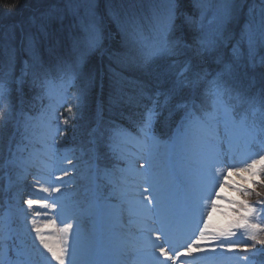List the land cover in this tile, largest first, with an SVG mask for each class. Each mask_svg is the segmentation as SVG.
I'll list each match as a JSON object with an SVG mask.
<instances>
[{"label":"snow or ice","instance_id":"obj_1","mask_svg":"<svg viewBox=\"0 0 264 264\" xmlns=\"http://www.w3.org/2000/svg\"><path fill=\"white\" fill-rule=\"evenodd\" d=\"M216 5L213 9V17L210 25H205L206 12L205 0H165L163 9L154 10L152 18L153 38L145 36L143 26L135 21L126 22L131 25L129 31L127 27L124 29L125 45L129 49L131 58L139 59V62L147 66L156 81V92L149 99V107L146 109L148 113L147 119L141 121L138 135L150 137L153 132L154 125L160 121H167L171 118L172 110L184 109L185 114L180 121L176 130L175 140L171 144L170 153L166 158H159V165L167 170L173 167L174 161L182 160L192 148V129L200 122L207 123L206 115H197V112L208 114L209 106L207 101L213 100L215 103L222 96H229L238 99L240 102L249 104L253 107L259 106L264 110V84L261 85L258 93L250 92V89L255 87V79H250L245 82V77L248 76V65L240 60L239 52L233 48V55L227 56L223 51L225 44V26L235 20L238 14V0H211ZM83 13V16H81ZM81 18V27L85 33L83 38L76 37L73 39L71 52L67 56L56 55V63L53 66H46L41 55V49L44 42L50 39V27L56 21H62L66 15ZM199 17V18H197ZM84 18L90 19V23H83ZM95 8L93 0H49L48 7L39 11V14L30 18L32 31L24 34L21 42L24 50L28 53V60L24 68L21 69L19 79L12 74V69L15 65L16 49L9 46L7 52V62L0 59V91H3L6 96H10L8 91L10 88L15 90V86L19 84L22 88L27 78L30 77L33 87H38L43 92L48 89L53 82L52 78L65 83L74 84L77 81L83 80L75 97L77 115L71 119H78V113L87 106L88 92L91 85V77H84L82 69L86 65L89 56L100 49V30L95 22ZM250 50L255 43V36L259 35L264 38V12L261 13L259 20L254 16L248 21V29L246 30ZM50 54H55L53 48H49ZM201 84L207 85L205 90L204 100L197 107L195 103V92ZM190 90V95L184 97L181 94L184 89ZM179 97V99H177ZM163 98L164 103H161ZM172 101H175L173 108L168 109V115L165 116V108ZM154 105V106H153ZM192 107L194 112H188L187 108ZM68 112L73 111V106L70 104L67 108ZM13 116V107L10 104L7 111L4 112V125L7 127ZM70 118H65L64 123L68 124ZM17 132L22 136L28 135V122L21 113L16 121ZM264 131V125H262ZM215 135V132H213ZM97 141H93L88 149L89 153V175L92 176L93 170L96 173L103 171L100 168V163L109 154H115V148L109 146V151L104 152L97 148ZM220 148H223V141H218ZM214 161L212 165L215 170V164L227 163V155L217 152L208 163ZM72 164V161H69ZM143 168V165L140 166ZM152 167V164L149 165ZM77 170V165L72 164L71 169H61L62 175L55 177L60 185L66 183L65 177L74 180L75 177L70 175V172ZM233 170L230 169L229 175ZM236 175L240 176L243 173H249L251 177H257L264 172V155L259 159H254L246 167L234 170ZM227 180L228 177H225ZM241 179H244L241 176ZM253 183L255 181L253 180ZM221 184L219 187L223 188ZM233 188L238 194L244 195L247 188L240 186L227 185ZM61 187L53 186L44 188L46 193H61ZM143 199L151 203L159 201V194H154L155 188H145ZM143 195V194H142ZM221 199L219 192L216 193V200ZM227 207L224 208L222 215L232 217L231 222L227 227L218 230L217 235L211 237L205 236L204 232L208 229V224H204L201 234L187 247L183 252H175L170 255L162 245L159 246V253L164 260L161 264H168V261L174 257L182 255L192 256L194 253L205 252L206 249L201 246L202 242L213 244L207 251L215 253L217 247L226 248L227 251L245 253L244 260L250 261L251 256H248L249 246H238L231 240L220 239L226 235H236L232 231L233 228H243L246 225V216L254 209L247 202L237 200L232 197H224ZM29 209L34 205L42 204L45 209L57 208L55 200L51 205L46 201H37L28 199L25 201ZM221 205L213 202V210H218ZM36 215H40L39 212ZM56 222L47 221L45 228H51ZM73 224L68 223L63 228V232L67 236L72 233ZM251 227H256L252 225ZM34 232L40 244L58 262L65 264V256L69 251L68 248H54L47 242L44 235H40L42 229L34 227ZM75 235V234H73ZM157 239H160L157 236ZM256 240L255 236L251 237ZM264 244V240L259 241ZM257 251L264 253V249ZM253 256L255 253L252 254ZM67 264H74L73 259H69Z\"/></svg>","mask_w":264,"mask_h":264},{"label":"rangeland","instance_id":"obj_2","mask_svg":"<svg viewBox=\"0 0 264 264\" xmlns=\"http://www.w3.org/2000/svg\"><path fill=\"white\" fill-rule=\"evenodd\" d=\"M96 1L97 0H93V4H95ZM155 1L156 0H154V2ZM229 39L231 40V37H229ZM236 39L239 41V43L243 41L249 44L246 31L239 34ZM151 81H154L156 83L153 75H152ZM143 89H144V86L141 85L139 88H135V91L138 95H144L146 94V92H144ZM51 105L55 106L54 98L51 99ZM55 112H56V108H51V111L47 114V116L49 118H52ZM209 115L211 116V114ZM216 123H218V121H216L215 118L208 120L207 121V125H208L207 131H205V133H203L201 122L197 124L195 127H193L192 129V137H193L192 148L189 154H187L183 158L184 161L189 162L190 168H191V170L185 169V172H182V176L186 178L188 181L187 189L189 192L187 195L186 204L193 208V213L188 214V218L193 223V227L190 229V232H189L190 235H192L197 229L199 230V232H201V230H203V227H204L203 226L204 219L202 217L204 212L203 210L200 209L202 212V215H201V212H199L198 209L194 207V204L197 205V202L198 204L202 203L201 201L202 197L200 195V192L198 191V187L201 186L203 183H205L203 179V174H206V173L211 174V175L214 174L213 168H212L213 166L211 165L212 162L208 163L207 161H210L211 158L214 157L217 152H221L220 145L216 142H212L213 139L205 135V134H209L210 132H212L214 130L213 127L216 130H218V126ZM226 125L228 126V128H234L233 131L237 132L238 134H241V128L236 126L232 122H230L228 119H226ZM42 128H44V130ZM40 129L43 131L41 133L43 141H45L48 138V136L51 135L50 133L53 130V128H49L46 125H43L42 127H40ZM202 134H204L206 138H203ZM32 135H33L32 138L35 139V135L34 134ZM33 139L31 143H35ZM117 139L119 140L118 144L121 145L120 150L122 151L124 158L126 157L130 161V163H132L133 165H137L139 167L137 172H139L142 176V178L141 176L137 178L136 177L137 172L136 171L132 172L131 174L132 182L126 184L128 188V192H125L126 195H124V197L122 198L123 202L121 203V206H124L125 208L128 207L127 208L128 211L129 210L130 211L131 210L140 211L141 209H144L145 211H147V210H150L151 208L153 211L156 212L157 216H159L160 218H163L166 231L168 232L180 231L182 226H178L177 220H176L178 209L173 210V204L168 201V199L171 197V184H172L171 178L167 170L162 168L158 163L159 158H165V155H167L168 144H166L165 148L162 149L160 153L159 154L157 153L156 155V152L158 151V149H157V145L154 142L150 144L144 140V142H137L135 145H132L133 140L131 139L129 135H127L124 132H117ZM124 144L127 146H130L131 144L132 147L130 149H127L125 152L124 151L125 149H123ZM141 150L143 151L141 152ZM131 151H135L137 155L131 153ZM35 153L37 154V151ZM140 153H142V155ZM141 156L145 157L144 158L145 161H141L139 159V157ZM151 159H152L151 161L152 164L156 166L157 168L159 167L158 173H155L156 169L152 170V173L148 172V167L145 166V163L147 162L149 163ZM140 161L142 162L143 168L140 167L141 166L139 163ZM63 163L64 161L62 159L53 158L50 156H46L45 158L44 157L39 158L37 156L31 161L30 160L26 161V164H25V168H26L25 187L26 188L23 189L22 191L23 196L26 198L25 201L28 199H33V200L38 201V196L36 194L37 191L43 190L44 188H50L51 186H53L54 182H55V186H60L59 182L55 181V177L53 173L51 172L52 170L56 171V170L64 169ZM193 167L197 168V171H194L192 169ZM34 169L38 170L39 175H36L33 172H31ZM258 176L259 177H256L255 179L256 182H260V175ZM111 179L115 182H118L115 176H112ZM223 179H224L223 176L216 177V180H223ZM65 181L66 183H70L72 180L67 179ZM152 187L155 188L154 194H159L160 199L159 201H152L151 203H149L148 201L143 199L144 195H148V193L144 192V189L152 188ZM130 189L139 190V192H137L136 195H133L132 197ZM54 194L55 193H50V199L53 200ZM58 195L62 196L63 190H61V193H58ZM75 203L76 201L73 202L72 204H75ZM111 204H112L111 205V210H112L113 205L115 204L114 203H111ZM222 204H226L225 201H223ZM38 205H35V206H38ZM79 205L81 204H77L74 207L73 206L71 207V210L69 212L70 215H73L72 211L76 210L79 207ZM35 209L37 208H35L34 206L32 209H29L28 206L26 207V212L31 215L27 217V220L24 219L26 223V227L30 231H33V232H34L33 230L34 227H37V226L41 227L42 231L40 235H44L47 238V242L50 243L54 248H57V250H59V248H62V247L60 245V240L58 236L59 230L56 227V223L51 228L44 227L47 221H54L57 215L55 214L54 211H51L48 215L47 213L43 214L44 212H46L45 208H43L41 212L35 211ZM54 210L57 212L59 216L63 215V217H65L67 215L66 212H63L61 210L60 211L59 210L57 211L56 209ZM174 211H175V214L173 215ZM37 212H39L40 215H36ZM124 212H125V215L124 217L121 218L122 221L120 222V225L116 227L118 229L119 241L120 240L126 241L128 236H131V238L133 239V235H130L129 232L133 234L136 233V229L131 230V229L125 228L126 222L124 220L128 212L126 210ZM80 215H82V213ZM180 220L184 221L185 215L181 216ZM226 221L230 222V219L226 218ZM204 235L208 236L207 230L204 232ZM198 236L199 235H197V237ZM65 237L67 241V246L69 247V245H71V247L69 248L70 257L67 259V255L65 256V263L67 262V260L73 259L74 264H82L83 262L80 260V258H78L77 251L83 252L82 256L84 257L88 249L92 246V231L90 232L89 227L87 228L84 227L83 229L73 228L72 233L68 234L67 236L65 235ZM34 238H37L36 233L34 235ZM196 238H193V241ZM46 253L47 255H49L47 259L49 264H58V262L52 258L51 254L47 250H46Z\"/></svg>","mask_w":264,"mask_h":264},{"label":"trees","instance_id":"obj_3","mask_svg":"<svg viewBox=\"0 0 264 264\" xmlns=\"http://www.w3.org/2000/svg\"><path fill=\"white\" fill-rule=\"evenodd\" d=\"M148 2V0H98L94 6V19L97 26L100 23H105L104 40H106L107 34L110 32L113 37V44L103 57L96 54L90 55L82 69L84 77H91L90 87H92V90L89 87L88 92V96L91 98L90 104L87 103L89 108L88 111L84 112L86 118L82 121H94L91 115L96 109L98 78L101 68L105 69V81L101 93V100L104 105V120L109 123L122 122L126 124L130 123V119L142 117V110L136 111L137 98L129 99L127 96L132 93L134 86L141 85V83L136 82L150 79L151 72L147 70L146 65L139 62L138 58L133 59L127 55L129 49L124 41V23L122 20L113 22L107 10L118 12L116 9L123 7L128 9L130 13H137L141 4L144 3L145 7L143 8H146ZM48 5L49 0H0V59H7L9 46L16 49L15 61H19L21 56H28V53L23 48L21 38L24 34L33 30L30 18L38 15L39 11L48 7ZM214 7L216 5L213 4L212 11ZM105 15H107V18L104 17ZM81 16H83V13H81ZM122 17L123 14L118 12V18L123 19ZM81 23V18L73 17L69 14L62 21H56L51 25L50 39L44 42L41 49L44 62L53 60V64H55L56 55L67 56L71 52L73 39L78 37L76 34L79 32ZM83 23H89L88 18H84ZM118 24H121L122 27H117ZM234 26L235 24H231L230 28ZM81 29L83 28L81 27ZM3 33L6 34L8 39V47L5 36H2ZM50 47L55 50V54L49 53Z\"/></svg>","mask_w":264,"mask_h":264},{"label":"bare ground","instance_id":"obj_4","mask_svg":"<svg viewBox=\"0 0 264 264\" xmlns=\"http://www.w3.org/2000/svg\"><path fill=\"white\" fill-rule=\"evenodd\" d=\"M241 175H242L243 177L246 176V177H248V178L250 177V178H252V179L255 178V177H251L249 173H242ZM234 177H236V176H234ZM234 177H233V178H234ZM238 179H241V176H239ZM241 180H242L243 182H245V179H241ZM123 248H124V247H122L121 250H123ZM135 251H137V249H136ZM147 251H148V253L150 254V257H151V255H157V256L161 257V256H160V253L157 252L158 250H156L155 248H149ZM135 255H139V256H140V254H137V253H136ZM108 257H109L108 254H103V258H105V260H107ZM127 259H128V258H126V257L123 258V261H124L123 263H127V262H128ZM163 260H164V259L161 258V261H163ZM107 261H108V260H107ZM116 261H117V262H121V260H119V259H116Z\"/></svg>","mask_w":264,"mask_h":264}]
</instances>
